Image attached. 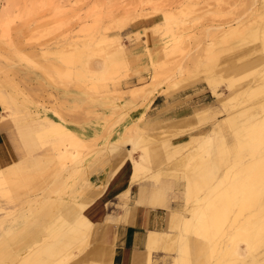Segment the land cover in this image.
Returning <instances> with one entry per match:
<instances>
[{
  "label": "rangeland",
  "instance_id": "1",
  "mask_svg": "<svg viewBox=\"0 0 264 264\" xmlns=\"http://www.w3.org/2000/svg\"><path fill=\"white\" fill-rule=\"evenodd\" d=\"M262 1L0 0V10L14 6L8 33L6 25H0V94L8 102V108L1 106L2 116L23 120L45 115L88 142L78 136L83 148L68 151L55 139L43 138L44 150L36 132L39 167L33 165L16 180L0 175V264H118L93 255L92 250L105 245L101 220L85 215L91 223L89 232L76 226L75 217L62 214L64 199L72 194L61 189L63 182L75 180L85 162L90 174L79 186L91 185L90 176L99 171L105 176L109 169L116 168V175L130 169L131 159L137 160L143 149L152 164L147 175L163 173L157 182L144 180L154 184L171 180L184 194L173 211L179 216L170 218L178 225L170 234L164 233L166 241L152 251L155 264H239L243 259L215 255V244L220 242L221 247L235 238L232 244L245 249L242 238L235 235L247 222L260 228L259 240L252 241L251 256L258 259L256 264H264V228L260 225L264 192L255 198L233 192L242 173L254 174L258 157L264 161ZM226 25L237 27L238 32L241 29L240 34L216 37L215 43H209L205 31ZM175 42L180 49L173 51ZM210 44H215L214 49L208 51ZM96 47L99 50L93 52ZM208 82L213 85L209 87ZM252 82L255 93L245 94ZM200 109L205 112H196ZM194 112L193 118L181 121ZM253 124L257 132L250 142L248 130ZM128 130L130 141L121 145ZM116 139L114 156L109 145ZM196 170L198 174L202 171L203 180L199 174L198 190L190 189L188 196L186 183ZM251 181L253 186L256 182L264 186V175ZM18 185L28 186L21 189ZM94 189L90 187L86 196L90 198ZM135 193L134 188L131 197L118 196L107 202L105 216L113 218L133 206ZM73 199L81 201L76 194ZM221 199L228 202L219 210L216 227L208 237L200 236L193 222L205 214L209 219L210 206ZM148 214L156 217L155 230L166 227L165 212ZM110 218L104 224L115 223ZM11 227L17 236L1 237ZM118 228L110 232V243L117 251L123 248ZM139 236H145V231ZM249 260L254 261H244Z\"/></svg>",
  "mask_w": 264,
  "mask_h": 264
},
{
  "label": "crops",
  "instance_id": "2",
  "mask_svg": "<svg viewBox=\"0 0 264 264\" xmlns=\"http://www.w3.org/2000/svg\"><path fill=\"white\" fill-rule=\"evenodd\" d=\"M186 88L187 87L177 89L175 91L181 92ZM194 114L195 113L190 114L189 117L194 116ZM184 118L186 117H183V119ZM46 121H52L63 125V123L55 121L54 119L45 115L40 116V118H35L33 115H29L28 118L23 120H12L5 118L2 116V109L0 106V172H2V169L3 171H5V169L7 170L8 168L6 167H10L12 164L21 162L28 153H37V155L40 153V150L37 148L34 135L39 128L47 126ZM63 126L67 128L65 125ZM67 129L82 139V137L78 135L77 132H73L70 128ZM123 136L124 134L122 135L121 145H123ZM82 140L85 141L86 139ZM85 142L87 145L88 142ZM116 143L117 139L109 145V152H111V154L114 156H116L115 153L118 147ZM148 163L151 168V161H148ZM87 168L88 167L86 166L85 162L84 166L79 168L78 176L75 178V180L66 183L63 182V187L61 190L66 194L71 193L72 195L64 199L66 206L62 207V214L64 216L69 215L70 217L81 214L84 217L86 215L88 217L99 218V220H101L102 231L106 234V237L103 238V243L105 245L99 246L92 250L91 252H93V255L98 254L100 259L105 258L112 260V258H116L114 260L116 262L118 261V264H146L147 251L145 244L149 234H170V230L174 229L176 225H178V222H174V224L171 223L170 218L173 215L174 217L179 216L178 213H174L173 211H175L177 208L179 198L184 197V194L182 192L180 193L179 188L174 187L173 182L167 179H162L158 184L141 180L137 183H132L127 186L125 183H127L129 178L130 169L120 171L118 175H116V168L111 170L112 172H110L109 169V172L106 173L105 176L103 175L105 172L101 174L99 171L98 175L95 173V170L93 172L95 174L90 176L91 185L84 183L83 185L79 186V182H82L84 178L90 174V172L87 174ZM155 181L157 182L159 180ZM90 187L95 189L90 191L91 194H89V198L86 196V192L89 191ZM134 188L136 189V193L134 196L133 206H127L126 208L122 209L121 214L113 218H110V214L105 216V206L107 202L110 203V200L113 198L125 196V194V197H131V192ZM124 192L125 194H123ZM75 194L81 199L80 202L73 201ZM173 203L175 204V207H173ZM81 205H83V208ZM79 207L83 210L80 211L81 209ZM74 210L76 211L75 213ZM158 210L165 212L167 217L166 227L161 231L155 230L156 227L154 225L157 224L156 217L148 214L149 212ZM65 213L68 215H65ZM106 218L115 220V223H109L107 225L104 224ZM113 227H119L117 230L120 233V240H122L123 243V248L119 249L120 251L114 250V247L110 243V232ZM14 228L15 227H11L9 230L4 231L1 237H5L8 240V237L11 238L17 236L18 232H15L13 230ZM144 231L145 236L140 237L139 235H141ZM116 255H119V258ZM13 258L14 257L12 256L10 259L13 260ZM152 259L154 260V256H152Z\"/></svg>",
  "mask_w": 264,
  "mask_h": 264
},
{
  "label": "bare ground",
  "instance_id": "3",
  "mask_svg": "<svg viewBox=\"0 0 264 264\" xmlns=\"http://www.w3.org/2000/svg\"><path fill=\"white\" fill-rule=\"evenodd\" d=\"M253 3H254V1H253ZM262 3H264V1H262ZM255 4V3H254ZM12 8H14V6L13 5H11L9 8L8 7H3L1 10H0V25H6V27L4 28V29H6L5 31L7 32L8 30V26L12 23V17H13V14H12ZM54 9V8H53ZM252 10H253V8H252ZM256 10V9H255ZM257 10H258V8H257ZM258 12V11H257ZM246 14V13H245ZM260 16V15H259ZM262 16V15H261ZM255 18V17H254ZM239 19V18H238ZM241 21V20H240ZM235 23L236 24H239V20H237L236 19V21H235ZM249 23V22H248ZM250 24V23H249ZM240 26V25H239ZM240 28H241V26H240ZM243 28V27H242ZM228 29V30H227ZM245 29V28H244ZM241 30V29H240ZM240 30H239V32H240ZM0 32H2V31H0ZM238 32V29H237V27H234V26H229V25H226L225 27H222V26H219V27H214V28H209V29H207L206 31H205V33H207V36L209 37V38H211V42H209V43H211V44H213L212 42L215 40V38L216 37H219V38H221L222 36L223 37H225V36H227V35H231V34H235V33H237ZM238 32V33H239ZM8 33V32H7ZM2 34V33H1ZM221 36H220V35ZM240 34V33H239ZM205 35V34H204ZM214 43H215V41H214ZM219 43V42H218ZM221 43V42H220ZM174 44V45H173ZM172 45H173V47L171 46V50H177V49H180V44L178 43V42H175V43H173ZM179 44V45H178ZM208 45V47H207V49L206 50H208V51H210V50H212V49H214V45L212 46V45ZM219 45V44H218ZM217 46V45H216ZM85 48V47H84ZM83 48V49H84ZM77 49H80V48H77ZM90 49V48H89ZM97 50H99V49H97V47H96V50H92L93 52H96ZM115 55V54H114ZM103 56V55H102ZM169 60V59H168ZM71 60H64V63L66 62V63H68V64H72V62H70ZM166 61H167V59H166ZM105 67V66H104ZM225 71V70H224ZM234 71V70H233ZM154 72V71H153ZM227 72H229V71H227ZM156 75H157V73H156ZM156 75H154L155 77H156ZM205 75V74H204ZM196 76V75H195ZM191 77V76H190ZM193 78V77H192ZM156 79V78H155ZM154 79V80H155ZM1 80V79H0ZM151 82H152V80H151ZM174 82V81H173ZM55 83V82H54ZM172 83V82H171ZM253 83V82H252ZM179 84V83H178ZM208 84H210L209 85V87L210 86H212L213 85V82H208ZM254 84V83H253ZM147 86V85H146ZM145 86V87H146ZM174 86V85H173ZM171 88H172V86H171ZM178 89V88H177ZM176 89V90H177ZM211 89V88H210ZM261 89V88H260ZM254 90L256 91V86H255V84L254 85H251V86H249L247 89H246V93L245 94H249V93H253L254 92ZM211 91H212V94H214L215 95V97H217V96H219V94H217L216 93V89L215 88H212L211 89ZM253 91V92H252ZM136 92V91H135ZM138 93V92H137ZM142 93V92H141ZM255 93V92H254ZM2 94V93H1ZM0 94V106H6L7 108H8V106H7V103L5 102V98H4V94L3 95H1ZM139 95H137V96H140V91H139V93H138ZM136 95H135V97H136ZM134 96V95H133ZM132 96V97H133ZM134 98V97H133ZM135 99V98H134ZM224 104V103H223ZM225 105V104H224ZM9 106H11V105H9ZM13 110V109H12ZM28 112V111H27ZM205 112V110L204 109H201V110H198V113H204ZM195 113V112H194ZM195 114H197V113H195ZM194 114V115H195ZM194 116H192V117H186V118H182L183 120H181V121H187L189 118H193ZM177 121V120H176ZM180 121V120H179ZM47 122V126H45V127H41V128H39L38 129V131H37V133H39L38 134V136H37V140H39V142H40V145H41V148L42 149H44L42 146V140H43V138H48V139H51V138H53V139H55L56 141H57V143L61 146V147H63V148H66L68 151H70V150H80L81 149V147L83 148V141H81L79 138H78V136L76 137L75 136V134L74 133H72L70 130H68L67 128H65L62 124H60V123H56V122H52V121H46ZM258 124V123H257ZM257 124H253V126L252 127H250L249 128V130H248V134H249V141L250 142H253L254 140V138L256 137V135H255V137L253 138V139H251V137H253L254 136V134L257 132L256 131V129L254 128L255 126H257ZM173 125H175V124H172V126ZM262 125V124H261ZM261 127V126H260ZM130 130H128V131H126L125 133H124V136H123V143L125 142H129L130 141V138H128L127 137V135H128V133H130L129 132ZM259 131V130H258ZM262 131V130H261ZM262 132H264V131H262ZM262 132H261V134H262ZM132 133V132H131ZM261 134H259V136H261ZM131 135V134H130ZM129 136V135H128ZM258 136V135H257ZM262 137V136H261ZM143 139V138H142ZM261 140V139H260ZM260 140H259V142H260ZM219 142H218V144H219V146H222V145H224V143H223V141L220 139V140H218ZM248 141V142H249ZM261 141H264V140H261ZM144 142H146V141H144ZM247 142V141H246ZM258 142V141H257ZM262 143V142H261ZM260 143V144H261ZM143 144V143H142ZM262 144H264V143H262ZM140 146V145H139ZM144 147V146H143ZM140 148V147H139ZM146 148V147H145ZM66 149H64V153L65 152H67V150ZM142 148H140V150H141ZM45 150V149H44ZM143 151V152H142ZM141 151V154H140V156H139V158L137 159V160H133V159H131L132 160V164H131V167H130V175H129V178H128V180H127V183H125L127 186H129L130 184H132V183H137V182H139V181H141V180H144L145 178H148V179H159V178H161V177H163V173L161 174V173H154V175H147V173H149L150 172V170H151V168L149 167V163H148V158H147V151H145L144 149ZM38 152V151H37ZM196 153H198V152H196ZM196 155V154H195ZM26 158H25V160H22L21 162H19V163H16V164H12L10 167H6V168H8L7 170L5 169V171H3V169H2V172H0V175H2V177H3V175L4 176H6L8 179H11L12 180V178L14 179V180H16V178H19V177H24L25 175H26V173H27V171L30 169V168H34V167H36L37 165H36V162H35V160H36V158L38 157L37 156V153H28L27 154V156H25ZM200 157V156H199ZM38 158H40L41 159V156L40 157H38ZM196 158H197V155H196ZM195 157H194V159H196ZM193 159V158H192ZM258 159L260 160L259 161V163H255L254 165H253V171H254V174H247V172H246V174H243L242 173V175L240 176L241 178L238 180V182L236 183V185L237 186H235V188H234V190H233V192L234 193H236V195L235 196H237L238 194L237 193H242L246 198H248V196L249 197H251V198H255V196L256 197H261V195H262V192H264V186H262L261 185V183L260 182H254L255 184V186L257 187V189L256 188H254L255 186H253V184L251 185V184H249V183H253V181H251V178L253 179V178H255V177H257L259 174H261V175H264V161H261L262 159H260L259 157H258ZM189 160V159H188ZM187 160V161H188ZM199 161H200V159H198ZM37 161V160H36ZM48 161H51V160H49L48 159ZM47 160H45V162H48ZM150 162V161H149ZM194 162H196V160L194 161ZM201 162H203V161H201ZM38 163V162H37ZM192 164H193V162H191ZM195 165H196V167L199 169V164L198 163H194ZM202 164V163H201ZM200 164V166H202ZM204 164V163H203ZM34 165V167H32ZM36 165V166H35ZM158 165V164H157ZM39 166H37V168H38ZM42 169V168H41ZM197 169V170H198ZM201 169H203L202 167H201ZM205 169V168H204ZM195 171V174L196 175H189L190 173H191V171H190V173L188 174L189 175V182H187L186 184V188H187V191H186V195H188L189 196V192H190V189L194 192V190H195V193L197 192L196 190H198L197 189V186L199 185V181L200 180H203L202 179V177H201V174H202V171L199 173L200 174V180L198 181V177H199V174H198V171ZM1 171V170H0ZM245 173V172H244ZM165 174V173H164ZM191 174H193V173H191ZM187 175V174H186ZM185 175V176H186ZM252 175V176H251ZM255 176V177H254ZM184 177V176H183ZM194 177V178H193ZM7 180V179H6ZM19 180V179H18ZM26 180H28V182H29V179L27 178ZM26 180L24 181V182H22L23 184L26 182ZM10 181V180H9ZM20 181V180H19ZM19 181H17V182H19ZM23 181V180H22ZM31 181V180H30ZM188 181V180H187ZM255 181V180H254ZM257 181V180H256ZM4 182V181H3ZM8 182V181H7ZM13 182V181H12ZM15 182V181H14ZM21 182V181H20ZM27 183V182H26ZM201 183H203V182H201ZM12 184V183H11ZM257 184H259V185H257ZM15 186V188L17 187V185H14ZM19 186V185H18ZM21 186H23V185H21ZM28 186V185H27ZM26 186V187H27ZM25 189H27L25 186H23ZM23 187L21 188L20 186H19V188H21V189H23ZM16 189H18V188H16ZM15 189V190H16ZM125 189V188H124ZM254 189H255V191H254ZM125 191V190H124ZM231 191V190H230ZM123 194H125V192L123 193ZM230 194V193H229ZM253 194V195H252ZM231 196H233L232 194H230ZM125 196H126V194H125ZM227 197H229V196H227ZM231 198V197H230ZM233 198V197H232ZM262 199H264V197H261ZM226 199H228V198H226ZM99 201V200H98ZM215 201V200H214ZM225 199H221V200H219V201H216V202H214L211 206H210V204H208L209 206H210V208H209V211H210V213H208V214H210V217H209V219H210V221H209V219L207 218L208 217V215H204V216H201L199 219H197L195 222H193V224H195V232H197L200 236H203V237H208V235L211 233L212 234V231H213V229L216 227V225H217V218L216 217H218L219 215V210L221 209V206L224 204V203H226V202H228V201H226ZM188 202V201H187ZM213 202V201H212ZM210 203H211V201H210ZM79 206V205H78ZM82 206V208H83V205H81ZM77 207V206H76ZM197 207H199V206H197ZM80 208V207H79ZM78 209V208H77ZM81 209V208H80ZM83 209H81L80 211H82ZM204 210V209H203ZM76 211L74 210V213H75ZM201 212H203V211H201ZM200 212V213H201ZM198 213V212H197ZM203 213H205V212H203ZM194 214V213H193ZM192 214V215H193ZM71 215V214H70ZM174 216V215H173ZM195 216V215H194ZM194 216H192V219L194 220ZM206 216V217H205ZM66 217H70L69 215L68 216H66ZM73 217H75V220H74V218H72V220H74V222L73 223H75V224H77L76 226H82L83 227V229H85V230H87V232H89V229H90V223L88 222V220L85 218V217H83L81 214H79V215H75V216H73ZM174 219H175V217H174ZM262 220H264V219H262ZM261 220V218H260V221H262ZM259 221V222H260ZM67 223H68V220L66 221ZM187 226H190L191 225V223H190V220H188L187 221V224H186ZM260 225H262V227L261 228H264V221H262V223L260 224ZM257 225H255V224H253V223H251V222H247V223H244V225L238 230V232L236 233V235H235V237L237 236V237H240V238H242V242H244V244H245V249H239L237 246H234V244H232V242L231 241H233V239H235V238H233V239H231V241L230 242H228L227 244H225L224 246H221V247H218L221 243L219 242V244H215V255H222L223 257L222 258H229V259H231V260H236V259H239L240 258V260H242V261H244V260H248V259H251L252 258V260H254L253 262L252 261H250L249 260V262H247V261H244L246 264H256V262L258 261V259L257 258H255V257H253V255L251 256V254H252V246L251 245H253V243H252V241H254L255 239H257V240H259L257 237H259V233H258V230H260V228H259V226L258 227H256ZM81 227V228H82ZM78 228V227H77ZM78 231V230H77ZM79 231H80V229H79ZM83 232V231H82ZM76 233V232H75ZM85 233V232H84ZM77 234H78V232H77ZM7 236V235H6ZM197 236V235H196ZM165 237H166V235L164 234V233H160V234H158V233H153V234H149V236H148V239L146 240L147 242H146V251H147V253H146V256H147V259H146V264H155L154 263V261H153V259H152V251L153 250H155V249H157V248H159L162 244H164V242L166 241V239H165ZM232 237V236H231ZM230 237V238H231ZM8 239H9V237H8ZM207 239V238H206ZM209 240V239H208ZM241 241V240H240ZM236 242V241H235ZM234 243V242H233ZM238 243V242H237ZM259 243H260V241H259ZM262 243V242H261ZM197 245H198V243H197ZM260 245V244H259ZM64 246V245H63ZM260 247V246H259ZM259 247L257 248V250H259ZM57 248H59V247H57ZM49 249V248H48ZM186 249H187V247H186ZM261 249V248H260ZM59 250V249H58ZM49 251V250H48ZM120 251V250H119ZM46 252H47V250H46ZM50 252H51V250H50ZM55 252L57 253V251H56V249H55ZM45 253V252H44ZM55 253V254H56ZM113 253V252H112ZM184 253H185V251H184ZM47 254V253H46ZM52 254V253H51ZM104 256V255H103ZM109 256V255H108ZM117 256V255H116ZM119 256V255H118ZM117 256V257H118ZM102 257V256H101ZM110 257H113V256H110ZM221 257V256H220ZM98 258V257H97ZM119 258V257H118ZM111 259V258H110ZM113 259V258H112ZM114 259H116V258H114ZM214 259H215V256H214ZM257 259V260H256ZM105 260V259H104ZM119 260V259H118ZM218 260V259H217ZM242 261L240 262L241 264H242ZM109 262V261H108ZM118 262V261H117ZM244 262H243V264H244ZM230 263V262H229ZM239 263V264H240ZM94 264V263H93ZM98 264V263H97ZM105 264V263H104ZM216 264V263H215ZM230 264H235L234 262H232V263H230Z\"/></svg>",
  "mask_w": 264,
  "mask_h": 264
}]
</instances>
